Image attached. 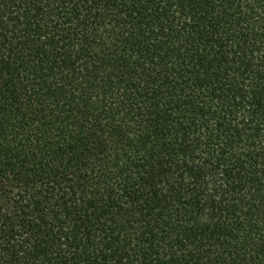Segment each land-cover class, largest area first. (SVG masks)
Returning a JSON list of instances; mask_svg holds the SVG:
<instances>
[{"label":"trees","instance_id":"trees-1","mask_svg":"<svg viewBox=\"0 0 264 264\" xmlns=\"http://www.w3.org/2000/svg\"><path fill=\"white\" fill-rule=\"evenodd\" d=\"M0 264H264V0H0Z\"/></svg>","mask_w":264,"mask_h":264}]
</instances>
